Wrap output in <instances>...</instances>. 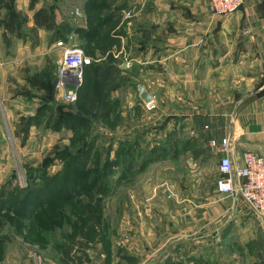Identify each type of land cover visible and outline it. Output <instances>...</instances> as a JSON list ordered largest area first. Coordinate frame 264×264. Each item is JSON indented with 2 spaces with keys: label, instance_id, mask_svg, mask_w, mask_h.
Here are the masks:
<instances>
[{
  "label": "crops",
  "instance_id": "crops-1",
  "mask_svg": "<svg viewBox=\"0 0 264 264\" xmlns=\"http://www.w3.org/2000/svg\"><path fill=\"white\" fill-rule=\"evenodd\" d=\"M86 3L14 0L11 6L0 0V178L14 167L15 156L49 153L39 164L23 166L26 171L71 146L70 127L49 125L60 104L64 113L71 111L60 95L53 100L49 91L48 80L64 56L53 27L68 24L69 16L61 11L69 6H75L72 14L87 26ZM117 4L125 7L115 31L120 48L112 54L120 68L125 65V82L112 98L120 103L121 122L115 129L96 127L109 144L138 134L162 139V161L151 165L162 166V226L121 225L110 217V251L101 242L93 244L86 264H161L181 243L216 242L236 220L253 218L243 198L216 192L223 154L210 148L209 140L228 138L235 166L242 165L247 152L264 154V0H245L229 16L215 15L210 0ZM128 11L132 15L126 18ZM77 38L72 33L61 42L74 47ZM141 84L152 97L150 105L140 98ZM187 140L197 155L178 152ZM62 167L54 161L48 172L55 174ZM16 172L10 181L19 178ZM145 197L161 202L159 190L151 189ZM133 211L139 221L141 211ZM150 211L155 220L156 210L151 206ZM120 251L132 261L122 259Z\"/></svg>",
  "mask_w": 264,
  "mask_h": 264
},
{
  "label": "trees",
  "instance_id": "trees-1",
  "mask_svg": "<svg viewBox=\"0 0 264 264\" xmlns=\"http://www.w3.org/2000/svg\"><path fill=\"white\" fill-rule=\"evenodd\" d=\"M117 3L118 0H87V26L62 24L53 27L54 40L58 42L67 41L69 35L76 33L84 41V53L93 59L84 69L78 101L68 105L71 111L64 113L65 106L60 104L57 116L53 111L49 117V125L55 128L67 126L73 130L71 146L47 157L38 168L27 166V185L19 186L18 193L11 195L17 201L16 205L7 204L5 200L0 203V212L3 208L17 211L21 220L18 228L23 222L32 223L34 232L50 233L60 228L61 240L54 242V248L61 252L63 264L88 263V252L97 242L110 251L111 223L103 216L106 200L113 193L110 180L117 177L115 181L119 184L132 182L148 166L162 161L160 143H156L157 148L142 154L138 152L137 142L146 139L144 134L117 144L112 140L108 147L100 144L105 137L96 126L102 124L115 129L121 122L120 103L112 98L113 92L122 85L117 81L123 71L120 60L112 54L115 47L120 48L121 39L116 36L120 34L115 31L121 24L125 7ZM56 83L57 72L48 80L53 100L57 94ZM48 106L43 109L46 111ZM191 142L185 141L178 152L192 151L197 155L198 149ZM54 161H60L63 167L59 172L49 174L48 169ZM127 259L132 261L130 257ZM161 264L184 263L169 255Z\"/></svg>",
  "mask_w": 264,
  "mask_h": 264
},
{
  "label": "rangeland",
  "instance_id": "rangeland-1",
  "mask_svg": "<svg viewBox=\"0 0 264 264\" xmlns=\"http://www.w3.org/2000/svg\"><path fill=\"white\" fill-rule=\"evenodd\" d=\"M67 9L68 10L61 11V15L65 12L64 14H66V17L69 16V18H67V20H69V26L82 25L80 22L81 19L76 18L75 15L72 14L75 6H69ZM83 43V39H80L78 36L75 41V46L82 49ZM121 70L124 69L122 68ZM117 82L121 83L125 81L121 76ZM156 143H160L162 146V139L138 140L137 145H139L140 148L137 150L142 154L143 151L157 148L158 146ZM100 144L106 147L111 145L109 141L100 142ZM48 154L47 151H40L37 155L25 156L20 154V157L15 156L14 167L9 171L6 178H0V203L5 200L7 204L16 205L17 201L12 199L11 195L19 190V186L25 187L27 175L23 166L30 163L39 164ZM99 155L102 157L104 153L101 155L99 152ZM112 156H114V154H112ZM158 162H161V160L156 163ZM94 165L95 163L92 164V168ZM150 167L151 165L148 166L144 172L149 173L142 175V177L135 182L128 181L119 184L115 181L117 177L113 178V181L110 180V184L113 187L111 191H113V193L112 196L106 200V213L103 215L106 219L110 221L109 218L112 217L115 223L121 225L124 223L122 221H126L125 223L131 222L132 225L137 224L141 226L153 224L162 226V221L159 219V213L160 211L162 212V166ZM15 171L18 172L19 178L10 181ZM117 172L119 173L120 171ZM149 179H151L152 182H148ZM151 189L159 190L161 194L160 203H157V199H148L145 197ZM151 206L152 209L156 210L155 213H157L155 220H152L150 217L152 216V212L150 211ZM133 210H135V212L141 211V219H139V221L132 216V213H134ZM1 211L0 264H63L61 252L54 248V242L61 240L62 231L60 228L57 229L56 232L50 233H45L43 231L34 232L32 223L30 222L25 224L23 222L21 225L22 227L18 228V224L21 220L18 218L17 211H11L9 208H3ZM156 221H160L161 223L158 224ZM223 231L218 235V240L216 242L203 243L193 241L190 243H181L178 246V250L177 247L175 248L177 253L174 249L171 255L184 264H264V222L261 223V221L253 215V218L246 217L245 220L239 222L236 220L233 226ZM103 246L105 247V245ZM121 253L123 252L120 251L118 253L119 256L122 259L124 256V259L128 261L126 252H124V255H120ZM121 263L120 261L118 264Z\"/></svg>",
  "mask_w": 264,
  "mask_h": 264
},
{
  "label": "built area",
  "instance_id": "built-area-1",
  "mask_svg": "<svg viewBox=\"0 0 264 264\" xmlns=\"http://www.w3.org/2000/svg\"><path fill=\"white\" fill-rule=\"evenodd\" d=\"M244 1L210 0V8L215 15L229 16L240 10ZM131 15V11H128L126 18ZM57 46L64 50V56L57 69L56 93L66 103L75 104L83 85L84 69L91 65L93 59L79 47H69L64 42H58ZM209 147L223 154L219 164L220 176L215 184L216 192L221 196L243 198L253 215L264 222V154L247 152L243 155L242 165L235 166L229 155L228 138L211 139Z\"/></svg>",
  "mask_w": 264,
  "mask_h": 264
},
{
  "label": "water",
  "instance_id": "water-1",
  "mask_svg": "<svg viewBox=\"0 0 264 264\" xmlns=\"http://www.w3.org/2000/svg\"><path fill=\"white\" fill-rule=\"evenodd\" d=\"M10 5L13 6L14 4V0H8ZM58 1V0H56ZM125 65H122L121 68H124ZM139 91H140V98L141 100L146 104L149 105L152 103V97L150 96V94L148 93V91L146 90V88L144 87L143 84L139 85Z\"/></svg>",
  "mask_w": 264,
  "mask_h": 264
}]
</instances>
